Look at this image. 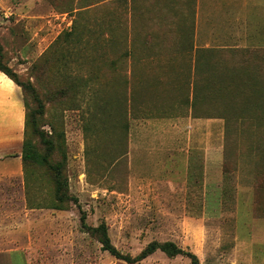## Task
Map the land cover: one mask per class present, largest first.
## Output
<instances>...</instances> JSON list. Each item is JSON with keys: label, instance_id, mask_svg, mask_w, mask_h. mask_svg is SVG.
<instances>
[{"label": "rangeland", "instance_id": "obj_1", "mask_svg": "<svg viewBox=\"0 0 264 264\" xmlns=\"http://www.w3.org/2000/svg\"><path fill=\"white\" fill-rule=\"evenodd\" d=\"M184 1L0 0L4 59L37 84L44 127L63 130L77 198L51 207L43 167L28 180L7 172L2 162L22 167L24 105L0 71V127L10 128L8 143L0 135V250L25 253L26 264H191L161 249L116 257L83 229L84 210L124 253L172 240L202 264H264V45L204 56L193 72L147 69L143 18H186ZM189 114L220 118L198 135L150 126ZM208 143L218 147L211 161Z\"/></svg>", "mask_w": 264, "mask_h": 264}, {"label": "crops", "instance_id": "obj_2", "mask_svg": "<svg viewBox=\"0 0 264 264\" xmlns=\"http://www.w3.org/2000/svg\"><path fill=\"white\" fill-rule=\"evenodd\" d=\"M186 2L190 5V14L186 18L184 15L179 18H143L145 58L152 62L153 67H146L147 69L193 72L201 69L204 56H216L228 49L264 45V0H185L184 3ZM185 83L186 81L182 85ZM192 93L191 83L190 97ZM18 101L23 115L22 104ZM8 113L11 116L10 109ZM219 118L192 114L174 115L164 118L163 121H153L150 126L163 124L167 132L175 133L180 128L184 132L187 129L191 134L198 135L202 134L203 129H211ZM9 131L8 126L5 131L0 127V135L6 136L4 142L7 143ZM3 137L0 138L1 141ZM183 146L181 149L189 150ZM204 151L211 161L212 154L216 157L218 147L214 143H208L204 146ZM185 156L189 157L187 154ZM15 157H20V150ZM2 163L7 172L15 173L17 178L22 179L23 170L19 161L18 166L11 172L8 169L11 162ZM15 252L18 253L20 262L26 264L25 253L13 248L0 250V264H14Z\"/></svg>", "mask_w": 264, "mask_h": 264}, {"label": "trees", "instance_id": "obj_3", "mask_svg": "<svg viewBox=\"0 0 264 264\" xmlns=\"http://www.w3.org/2000/svg\"><path fill=\"white\" fill-rule=\"evenodd\" d=\"M39 70L43 71V68L39 66ZM0 71L19 85L23 93L24 120L20 158L25 180H28V176L37 173L43 167L44 173L52 184L53 196L50 206L66 208V204L70 200L76 203L77 198L69 192L63 130L58 129L52 121L47 122L49 128L44 127L46 122H44L43 114L46 104L37 84L29 78L24 80L20 78L18 72L4 59L1 44ZM80 223L84 230L97 237L103 249L126 261L140 260L156 249H161L170 256L185 254L190 258L191 264H202L195 252L177 245L172 240L158 241L152 239L137 254L124 253L111 241L104 220L97 225H90L86 222L85 212L82 210Z\"/></svg>", "mask_w": 264, "mask_h": 264}]
</instances>
